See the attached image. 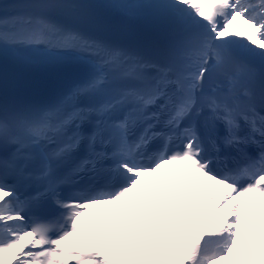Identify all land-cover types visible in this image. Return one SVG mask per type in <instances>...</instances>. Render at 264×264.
I'll use <instances>...</instances> for the list:
<instances>
[{"label":"snow or ice","instance_id":"obj_1","mask_svg":"<svg viewBox=\"0 0 264 264\" xmlns=\"http://www.w3.org/2000/svg\"><path fill=\"white\" fill-rule=\"evenodd\" d=\"M172 166L211 181L203 210L137 190ZM252 194L264 0H0V258L264 264Z\"/></svg>","mask_w":264,"mask_h":264},{"label":"bare ground","instance_id":"obj_2","mask_svg":"<svg viewBox=\"0 0 264 264\" xmlns=\"http://www.w3.org/2000/svg\"><path fill=\"white\" fill-rule=\"evenodd\" d=\"M232 30H236V25H234V28H233ZM245 42H246V41H245ZM245 42H244V43H245ZM158 176H159V175L156 173V174H155V180L158 179ZM142 183H143L145 186H149V187H153V186L155 185L153 179H152V181H148V180L144 179ZM204 197H206V195H204ZM169 200H172L173 203L179 202L180 200H183V201H185V202H190V201H188L187 199H185L184 197H173V196H171ZM163 206H164L165 208L167 207L166 205L162 204V203L160 202V200H158L157 203H156V207H157L158 209H162ZM224 211H225V209L222 210V212H224ZM257 215H258V212H257V211H254V212H248V211L245 210L243 213L241 212V216H243V217L249 219L250 221L255 220V219L258 217ZM236 251H239V249H237ZM11 254H12V253H5L4 256H6V255H11ZM240 254H241V255H244V253H240ZM10 257H11V256H10ZM10 257H9V258H10ZM12 264H15V262L13 261ZM226 264H228V262H226Z\"/></svg>","mask_w":264,"mask_h":264},{"label":"rangeland","instance_id":"obj_3","mask_svg":"<svg viewBox=\"0 0 264 264\" xmlns=\"http://www.w3.org/2000/svg\"><path fill=\"white\" fill-rule=\"evenodd\" d=\"M225 264H226V262H225Z\"/></svg>","mask_w":264,"mask_h":264}]
</instances>
